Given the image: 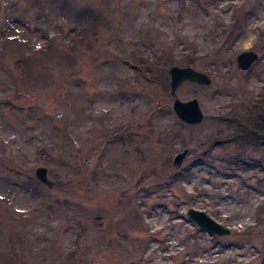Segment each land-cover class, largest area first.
<instances>
[{
  "label": "rangeland",
  "instance_id": "obj_1",
  "mask_svg": "<svg viewBox=\"0 0 264 264\" xmlns=\"http://www.w3.org/2000/svg\"><path fill=\"white\" fill-rule=\"evenodd\" d=\"M262 129L264 0H0V264H264Z\"/></svg>",
  "mask_w": 264,
  "mask_h": 264
},
{
  "label": "water",
  "instance_id": "obj_2",
  "mask_svg": "<svg viewBox=\"0 0 264 264\" xmlns=\"http://www.w3.org/2000/svg\"><path fill=\"white\" fill-rule=\"evenodd\" d=\"M259 59V54L253 50H246L238 54L237 65L241 70H248ZM171 75V94L175 95L177 88L184 82H194L202 85H210L212 78L205 72L191 66L174 65L169 70ZM173 110L179 118L189 124H198L204 120V112L200 107L197 99L182 101L176 98L173 103ZM188 154V149L180 152L175 158L174 163L181 165ZM36 177L50 188L55 186V182L49 177V170L45 166H39L36 169ZM188 215L200 227L208 230L212 234L228 235L231 233L230 228L225 227L217 220L213 219L205 211L191 208Z\"/></svg>",
  "mask_w": 264,
  "mask_h": 264
},
{
  "label": "trees",
  "instance_id": "obj_3",
  "mask_svg": "<svg viewBox=\"0 0 264 264\" xmlns=\"http://www.w3.org/2000/svg\"><path fill=\"white\" fill-rule=\"evenodd\" d=\"M235 23V24H234ZM233 24V28L235 29L237 26H239L238 24H239V22H236V20H235V22H234ZM125 60H127V62L129 63V64H131V66L133 67V69L134 70H136V72L138 73V74H144L145 76H148L149 75V73H150V69H142L138 64H136L135 62H133V61H131L130 59H125ZM157 67H159L158 65L156 66V67H154L153 69H151V71L153 70V73H154V70L157 68ZM157 70V69H156ZM152 73V74H153ZM152 80L153 81H155L156 83H158L160 80L158 79V78H156V76H155V78H152ZM166 86V85H165ZM247 130H248V127H247ZM263 131H264V129H262ZM264 135V133L263 134H261V136H263ZM262 138V137H261ZM263 138H264V136H263ZM203 156V154L202 155H200V157H202Z\"/></svg>",
  "mask_w": 264,
  "mask_h": 264
}]
</instances>
